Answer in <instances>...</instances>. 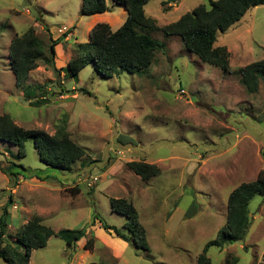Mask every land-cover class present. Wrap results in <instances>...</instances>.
Here are the masks:
<instances>
[{
    "label": "rangeland",
    "instance_id": "obj_1",
    "mask_svg": "<svg viewBox=\"0 0 264 264\" xmlns=\"http://www.w3.org/2000/svg\"><path fill=\"white\" fill-rule=\"evenodd\" d=\"M161 1L149 0L144 6L158 26L199 4L209 6L211 0ZM106 3L109 11L83 16L81 0H0V114H8L23 128L49 134L65 126L85 149L70 170H60L40 160L32 137L22 157L15 145L0 140V165H20L12 166L10 173L0 171V213L11 199L4 242L37 215L54 234L46 246L31 251L29 264H195L205 243L225 224L228 194L264 169V79L257 92L249 93L236 73L264 59V4L217 32L215 45L230 53L227 71L200 61L178 36L146 30L165 46L143 71L99 73L88 63L77 77L67 76L75 45L88 40L94 23L107 22L116 30L126 19L123 6ZM29 27L40 38L44 54L17 87L9 45L15 34ZM64 29L67 36L55 46L52 63L45 62L50 39ZM28 85L32 97L27 99L23 91ZM40 95L44 100H38ZM30 100L38 102L30 105ZM129 161L153 163L160 173L141 179L127 166ZM112 198L133 203L149 251L93 221L98 215L122 228L126 218L111 209ZM248 212L243 240L208 248L213 264L229 254L238 264H264V198L256 194ZM85 226L86 235L75 245L68 246L56 235L61 229ZM91 235L92 247L84 249Z\"/></svg>",
    "mask_w": 264,
    "mask_h": 264
},
{
    "label": "trees",
    "instance_id": "obj_2",
    "mask_svg": "<svg viewBox=\"0 0 264 264\" xmlns=\"http://www.w3.org/2000/svg\"><path fill=\"white\" fill-rule=\"evenodd\" d=\"M111 1L124 7L126 19L116 30H112L107 22L95 23L90 28L88 40L75 45L74 56L66 64L67 76L77 77L78 72L88 63H93L99 73L116 70L130 73L143 71L151 65L156 52L163 50L165 46L163 42L144 32L146 30L160 31L165 36H178L184 49L194 54L200 61L227 71L230 53L225 46L215 45L217 32L224 31L239 21L251 7L264 4V0H211L209 6L199 4L180 15L177 20L158 26L156 19L145 13L144 6L149 0ZM173 1L176 0H162L161 4ZM107 11L109 7L106 0H81L80 14L83 16ZM67 30L56 39H50L49 57L45 62L52 63L55 46L67 36L65 33ZM43 54L42 42L33 27L11 38L9 64L17 87L27 80L29 72L38 66V58ZM53 68L57 70L55 66ZM236 73L246 91L255 93L258 91L260 81L264 79V59L240 67ZM30 87L28 85L23 91L27 99L32 97ZM37 88L42 89V86L34 87ZM38 98L44 100L41 95ZM38 100L28 102L34 105ZM30 137L33 138V145L40 160L55 169L70 170L73 163L85 155V149L70 138L65 126H58L49 134L40 129L23 128L8 114H0V140L15 145L18 157L25 155V142ZM12 166L20 165L11 163L6 168L0 165V171L10 173ZM127 166L141 179H149L160 173L157 165L145 161H129ZM256 194L264 198V169L258 171L254 180L241 182L228 194L225 224L213 239L205 243L202 251L196 256L195 264H213L207 256L209 247L222 249L227 244L244 239L249 222L248 204ZM10 202L11 199L8 198L0 213V260L6 264H29L31 251L46 246L54 231L44 225L40 216L35 215L23 223L13 236L8 235L11 240L4 242L9 219L7 207ZM110 206L113 211L126 218L122 228L107 224L98 215L93 216V221L97 220L100 228L105 231L112 230L126 242L132 243L135 248L149 251L146 230L140 223L139 214L133 203L126 198H112ZM92 225L94 224L90 226ZM86 230L87 226L80 229H61L56 235L71 246L86 235ZM93 241L91 235L86 239L83 248L91 249ZM218 264H238V259L235 255L229 254Z\"/></svg>",
    "mask_w": 264,
    "mask_h": 264
},
{
    "label": "crops",
    "instance_id": "obj_3",
    "mask_svg": "<svg viewBox=\"0 0 264 264\" xmlns=\"http://www.w3.org/2000/svg\"><path fill=\"white\" fill-rule=\"evenodd\" d=\"M123 12H126L125 9L123 10ZM93 22H94V21H93ZM94 24H95V23H94ZM94 24H93V25H94ZM67 38H68V37H67ZM73 88H74V87H73ZM71 94H72V95H71L72 97H76V95H77L76 93H74V94L71 93ZM59 97L64 99V98H66V95H65V94H61V95H59ZM41 219H42V218H41ZM42 222H43V219H42ZM43 223H44V222H43ZM87 229H88V228H87ZM94 229H96V228L93 227V228L91 229V231H93ZM87 231H88V230H86V233H87ZM82 242H83V241H82Z\"/></svg>",
    "mask_w": 264,
    "mask_h": 264
},
{
    "label": "built area",
    "instance_id": "obj_4",
    "mask_svg": "<svg viewBox=\"0 0 264 264\" xmlns=\"http://www.w3.org/2000/svg\"><path fill=\"white\" fill-rule=\"evenodd\" d=\"M65 30V29H64ZM88 185H90L91 186V183H89Z\"/></svg>",
    "mask_w": 264,
    "mask_h": 264
}]
</instances>
